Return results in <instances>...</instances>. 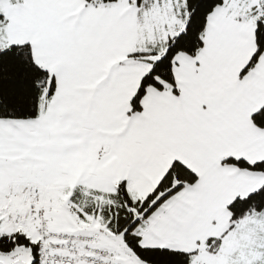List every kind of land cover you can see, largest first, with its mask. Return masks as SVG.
<instances>
[{
  "label": "snow or ice",
  "instance_id": "snow-or-ice-1",
  "mask_svg": "<svg viewBox=\"0 0 264 264\" xmlns=\"http://www.w3.org/2000/svg\"><path fill=\"white\" fill-rule=\"evenodd\" d=\"M0 264H264V0H0Z\"/></svg>",
  "mask_w": 264,
  "mask_h": 264
}]
</instances>
